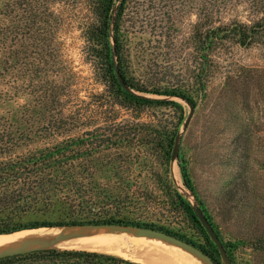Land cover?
Instances as JSON below:
<instances>
[{
	"label": "rangeland",
	"instance_id": "1",
	"mask_svg": "<svg viewBox=\"0 0 264 264\" xmlns=\"http://www.w3.org/2000/svg\"><path fill=\"white\" fill-rule=\"evenodd\" d=\"M31 1L0 0L4 32L0 31V131L15 133L12 153L35 151L68 137L120 140L118 147L105 146L133 155L123 164L126 178L115 170L109 174L133 193L126 213L210 248L199 226L173 202L165 185L164 178L170 179L171 189L178 188L193 205H199L184 185L177 160H170L167 171L154 144L144 139L154 138L150 130L161 125L177 127L179 151L188 160L197 194L224 241L233 245L232 264H264V32L248 45L239 44L233 36L219 41L210 54L212 72L206 94L197 90L193 77L195 66L201 68L194 35L234 22L254 25L264 17V0L127 1L120 19L125 69L147 87L170 84L188 89L197 105L187 128L190 106L181 98L172 97L183 105V112L171 106L137 107L111 94L96 45L87 36L88 27L96 22L91 0ZM30 3L37 7L33 12L43 14L36 23L50 27L44 50L36 49V53L23 30L31 24L25 11ZM114 26L112 18V32ZM88 160L82 156L79 161ZM54 249L78 248H48L0 264H87L81 258L53 255L49 251ZM134 249L131 243L128 254H110L145 264L131 257ZM168 250L161 251L156 261L179 264Z\"/></svg>",
	"mask_w": 264,
	"mask_h": 264
},
{
	"label": "trees",
	"instance_id": "2",
	"mask_svg": "<svg viewBox=\"0 0 264 264\" xmlns=\"http://www.w3.org/2000/svg\"><path fill=\"white\" fill-rule=\"evenodd\" d=\"M118 1L119 4L117 5ZM127 1H90L91 8L96 15V22L88 27L87 36L96 45V53L104 65L103 73L110 82L111 94L122 98V102L137 107L171 106L183 112V105L172 97L187 100L196 107L197 101L188 89L170 84L147 87L128 75L123 62L120 35V19L123 16ZM31 2L38 3L39 0H32ZM35 3H30V7L25 9L27 19H31V24L23 30H26L27 34H29L27 44L32 46L36 53V49L41 48V51L44 50L50 27L36 23L37 19L41 17L40 15L43 14L33 12L37 9ZM8 5L10 4H7V7H10L13 12V7ZM114 12H116L115 15H113ZM113 17L115 18L114 32L110 29ZM0 31L1 34L4 33L2 29ZM262 32H264V17L251 26L234 22L229 26H213L207 30L205 35L197 32L194 35V44L197 52L201 53V68L195 66L194 71L196 70V73L193 75L197 90L206 94L208 77L212 72L210 54L219 44V41L233 36L239 44L248 45ZM117 64L132 89L142 93L150 92L166 96L167 98H155L125 89L117 77ZM24 131L23 129V133ZM116 132H119L118 129L117 131L115 130V134H118ZM150 132H153L155 137L148 138L145 136L144 139L146 143L154 144L159 158L166 163V170L168 171L178 128L171 130L161 125V127L151 129ZM131 134L136 135V133ZM14 138L15 133L12 130L5 129L0 131V235L11 234L23 229L78 223L118 222L135 224L155 227L188 240L203 249L218 264H221L220 252L200 222L192 203L178 188L171 189L172 183L170 179L164 178V181L170 196L173 198V202L186 211L199 226L210 248L196 244L192 239L170 231L168 228L155 225L140 218L130 217L126 213L129 212L127 209L133 203L131 195L133 193H129V186L126 184L112 181L109 174L114 175L113 171L115 170L116 174L122 175V179L126 178L123 172V164L133 155L118 150L112 151L110 145L105 146L106 143H109L118 147L120 140L113 141L111 137L103 136H100L96 141L84 140L79 137H68L53 145L40 147L35 151L12 153L14 142L11 140ZM81 144H86V146L83 145L84 149H81ZM91 144L94 145L91 146ZM82 156L89 159L87 163L79 161ZM177 162L184 185L199 199V206L216 229L233 261V245L224 241L212 214L200 200L189 172L188 160L182 150L179 151ZM105 178L107 181L103 182L102 179ZM49 252L58 256L67 255L81 258L87 264H141L124 257L99 251L54 249ZM36 253H42V251H36L33 254ZM18 256L24 255L0 258V262H5Z\"/></svg>",
	"mask_w": 264,
	"mask_h": 264
},
{
	"label": "water",
	"instance_id": "3",
	"mask_svg": "<svg viewBox=\"0 0 264 264\" xmlns=\"http://www.w3.org/2000/svg\"><path fill=\"white\" fill-rule=\"evenodd\" d=\"M116 73H117V77L119 81L124 86V88L127 90L133 91V89L128 85L127 81L125 80L118 64L116 65ZM185 101L190 106V112L184 123V128H187L190 120L192 119L194 115L195 106L190 104L187 100ZM180 142H181V133L179 132L176 135L174 146H173L172 162L177 160V157L179 154ZM190 193L196 198V196L192 192ZM193 208L200 222L202 223L207 233L209 234L210 238L216 244L224 264H232V260L228 254V251L222 239L218 235L216 229L214 228V226L212 225V223L210 222V220L208 219V217L206 216L202 208L198 204L193 205ZM43 227H59V228H62L63 231H61L60 233L54 236L36 238L32 241L25 242L17 247L6 248V249L0 248V258L20 255V254H26V253H31L35 251H41V250L48 249V248H54L51 245L56 239L68 238V237H73L76 235L90 234L92 232H97V233L98 232H125V233L138 234L142 236L163 237L175 244L180 245L186 250L192 252L193 254L198 256L200 259H202L206 264H218L208 253H206L203 249H201L194 243L188 240H185L181 237H178L177 235L157 229L155 227L135 225V224H125V223H118V222L78 223V224L64 225V226H43Z\"/></svg>",
	"mask_w": 264,
	"mask_h": 264
},
{
	"label": "bare ground",
	"instance_id": "4",
	"mask_svg": "<svg viewBox=\"0 0 264 264\" xmlns=\"http://www.w3.org/2000/svg\"><path fill=\"white\" fill-rule=\"evenodd\" d=\"M63 231L59 227H41L35 229H23L11 234L0 235V248H13L25 242L32 241L39 237H49L57 235ZM131 234V235H130ZM133 233L120 232L117 234H108L100 232H92L90 234L76 235L68 238L56 239L52 243V247H71L78 249L100 250L115 254H128V247L135 245L134 251L131 252V257L145 264H159L156 259L157 255L161 254L164 249H169L168 254L179 264H205L202 259L192 252L186 250L178 244H175L163 237L158 236H142ZM150 237H158L159 239L167 240L181 248L167 246L164 242L153 240ZM174 245V246H175ZM176 247V246H175ZM186 250V251H185ZM154 256V257H152Z\"/></svg>",
	"mask_w": 264,
	"mask_h": 264
}]
</instances>
